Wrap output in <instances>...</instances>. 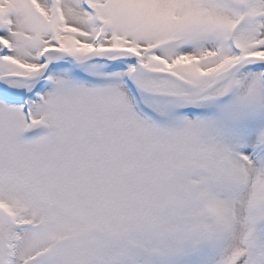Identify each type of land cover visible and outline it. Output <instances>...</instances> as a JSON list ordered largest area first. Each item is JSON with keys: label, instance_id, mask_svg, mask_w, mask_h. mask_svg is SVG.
Here are the masks:
<instances>
[{"label": "snow or ice", "instance_id": "obj_1", "mask_svg": "<svg viewBox=\"0 0 264 264\" xmlns=\"http://www.w3.org/2000/svg\"><path fill=\"white\" fill-rule=\"evenodd\" d=\"M0 264H264V0H0Z\"/></svg>", "mask_w": 264, "mask_h": 264}]
</instances>
